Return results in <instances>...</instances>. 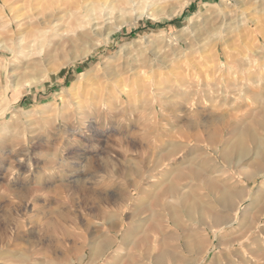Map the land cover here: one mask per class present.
Masks as SVG:
<instances>
[{
    "label": "rangeland",
    "instance_id": "obj_1",
    "mask_svg": "<svg viewBox=\"0 0 264 264\" xmlns=\"http://www.w3.org/2000/svg\"><path fill=\"white\" fill-rule=\"evenodd\" d=\"M0 264H264V0H0Z\"/></svg>",
    "mask_w": 264,
    "mask_h": 264
},
{
    "label": "bare ground",
    "instance_id": "obj_2",
    "mask_svg": "<svg viewBox=\"0 0 264 264\" xmlns=\"http://www.w3.org/2000/svg\"><path fill=\"white\" fill-rule=\"evenodd\" d=\"M40 6H41V7L43 6L42 3L37 4L36 7H35V9L39 8ZM42 15H43V14H42ZM22 16H23V14H20L19 11H16V13L13 14V18H12V20L16 23L17 26H20V22H21V19H20V18H21ZM10 27H11V26H10ZM258 154H259V153H258ZM258 154H257V155H258ZM256 157H257V156H256ZM256 171H257V170H256ZM261 172H262V171H261ZM258 174H259V173H258ZM92 250H93V249H92ZM93 252H94V251H93ZM93 252H92V253H93Z\"/></svg>",
    "mask_w": 264,
    "mask_h": 264
}]
</instances>
